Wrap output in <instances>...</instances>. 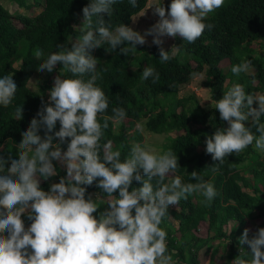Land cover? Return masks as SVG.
<instances>
[{"label":"clouds","instance_id":"clouds-1","mask_svg":"<svg viewBox=\"0 0 264 264\" xmlns=\"http://www.w3.org/2000/svg\"><path fill=\"white\" fill-rule=\"evenodd\" d=\"M224 2L171 0L168 7L157 2L151 8L159 20L141 34L124 23L113 29L110 20H105L104 14L111 17L117 0H90L82 9V26H73L81 35L71 48L57 44L59 51L47 56L40 49L33 52L40 61L38 71L51 73L58 64L62 71L49 90L48 104L37 113L39 119L33 118L22 132L16 145L18 155H0V264H173L172 256L166 254L167 232L160 227L169 215V206H178L181 199L187 200L194 193L202 195L205 206H210L217 190L197 171L190 174L195 183H182L175 175L180 165L171 148L157 151L146 143H134L122 159L111 140L101 144L109 122H123L127 112L118 106L105 115L109 100L97 85L102 77L92 53L107 43L120 54L135 55L137 45H144L146 37L153 36L160 62H169L178 47L166 51L162 38L179 37L195 43L206 28L213 27L204 22L208 14ZM129 3L133 8L138 6V0ZM251 68L252 62L244 60L230 70L239 77ZM200 75L191 73L193 79ZM149 78L155 84L160 75L147 66L140 79ZM17 89L13 75L0 77V105L12 104ZM212 107L228 125L207 136L206 153L214 161L223 164L225 157L239 156L250 145L264 153V93L246 94L244 87L235 83L221 99L212 101ZM14 117L23 119V106L16 107ZM58 121L60 129L54 131ZM247 121L250 126H246ZM135 129L143 133V124L137 122ZM55 139L58 144H54ZM65 143L66 151L61 148ZM53 161L63 164L67 175L45 191L41 178L47 181L58 175ZM218 170L212 168L213 172ZM166 177L174 178L165 182ZM134 181L142 186L132 187ZM94 182L105 194L107 205L98 217L93 214L98 211L100 195L93 199L88 194L86 198L87 187ZM117 192L118 196L113 195ZM26 213L32 221L27 229L22 219ZM250 232V228L244 229L239 255L231 264H264V227L251 238ZM245 244L250 252L244 249Z\"/></svg>","mask_w":264,"mask_h":264},{"label":"trees","instance_id":"trees-1","mask_svg":"<svg viewBox=\"0 0 264 264\" xmlns=\"http://www.w3.org/2000/svg\"><path fill=\"white\" fill-rule=\"evenodd\" d=\"M148 1L138 0V6L133 8L129 0H117L111 17L104 14V18L110 20L113 29L121 23L131 27L133 16L145 9ZM88 3L90 0H44L43 10L32 16L13 13L0 1V77L13 75L18 87L12 104L8 107L0 105V155L5 158L9 154L14 158L18 155L16 145L22 140V132L33 118L39 119L37 113L48 104L49 90L62 71V65L58 64L39 89H33L30 81L40 72V61L33 57V52L40 49L47 56L59 51L57 44L71 48L72 37L81 35L73 26H82V9ZM204 22L213 27L206 28L195 43L174 38L178 51L166 63L160 62L159 47L145 45H137L135 55L120 54L119 49L112 50L107 43L92 53L98 59L97 70L102 77L97 85L109 100L105 115H111L112 108L118 106L127 112L123 122L117 125L109 122L101 144L111 140L113 150H120L123 159L134 143L142 144L144 141V134L135 129L137 122L153 133L177 132L163 147V151L171 148L178 156L180 166L175 175L181 178L182 183H195L190 174L197 171L217 190L218 195L210 206H205V198L198 193L189 195L187 200L181 199L178 206H169V215L160 227L167 232L166 254L172 256L173 264H200L202 252L211 255L210 264H216V256L222 246L225 249L219 264H231L239 255V239L244 229L250 227V222L261 219L249 233L250 238L258 228L264 227V153L250 145L239 156L225 157L223 164L214 161L212 155L206 153V139L218 127L226 128L227 122L220 120L219 111L212 105L204 106L195 93L180 95L192 81L193 72L206 74L205 83L213 102L221 99L223 92L235 83L241 84L246 94L264 93V55L258 54L255 43L260 41L264 48V0H225L223 6L209 13ZM164 48L166 51L172 49ZM183 52L189 54L188 60H181ZM225 59L230 62L228 71L222 66ZM244 60L252 62L255 72L241 73L237 77L230 69ZM147 66L154 67L160 75L155 84L152 78L140 79ZM18 106H23V119L19 121L14 117ZM253 106L258 107V103ZM98 119L103 123L102 117ZM261 122L264 123V116ZM245 123L250 126V121ZM59 129L58 121L54 131ZM40 134L44 135L43 129ZM58 143L59 140L55 139L54 144ZM61 148L66 151L67 143ZM53 163L58 175L47 181L41 178V187L45 191L50 189L51 183H58L67 175L58 161ZM213 167L219 170L213 172ZM171 179L166 177L165 182ZM96 183L87 187L86 198L88 194L93 199L100 195L98 211L93 214L98 217L99 211L107 205L105 194L96 187ZM141 186L142 183L135 181L132 185ZM113 195L118 196V192ZM22 219L27 229L32 221L28 220L27 213ZM231 221L235 223L228 230ZM203 223L207 224L205 233L200 228ZM243 247L251 251L247 244Z\"/></svg>","mask_w":264,"mask_h":264},{"label":"rangeland","instance_id":"rangeland-1","mask_svg":"<svg viewBox=\"0 0 264 264\" xmlns=\"http://www.w3.org/2000/svg\"><path fill=\"white\" fill-rule=\"evenodd\" d=\"M0 1L2 2L5 8H7L9 11L13 13L21 12V13L32 15V16L40 13L44 7V0H39V2L38 0H19V2L17 0H0ZM157 2H163L164 6L168 7L171 3V0H149L146 8L143 9L138 14L133 16V21L131 24V28H133V30L138 31L141 34H144L149 28H151L155 23L158 22L159 17L158 15L153 14L154 9L151 8ZM76 39L77 38L72 37L73 42ZM153 39H154L153 36H147L146 37L147 43H145L144 45L147 47H159L152 43ZM162 39L164 40L163 47L172 48L174 46V38L163 37ZM255 43L257 46L258 54L264 55V48L263 46H260L261 45L260 41H257ZM189 58L190 56L188 53H184V52L182 53L181 55L182 61L188 60ZM222 66L225 68L226 71H228L229 66H230L229 60L225 59L222 62ZM249 72L250 73L255 72V68L252 66ZM49 75L50 73H48L47 71L38 72L36 75H34L32 80L30 81V86L33 89L38 90L39 85L44 80L48 79ZM206 79H207V76L205 73H202L199 79H192L190 84H188L185 88L182 89V91L180 92V95L183 96V95H189L191 93H195L198 96V98L201 100L204 106L210 107L212 105V98H211L210 89L206 87V83H205ZM228 82H229V79L227 80V83ZM143 128H144V131H143L144 141L142 144L146 143L150 145L151 147H154L155 149H157V151H163L164 144L167 142L169 137L177 135V132L157 134V133H153V132L146 130L144 126ZM58 163L61 165L63 169H66V167L63 164H61L59 161ZM171 178H174V177H171ZM260 222H261V219H256V220L251 221L250 222L251 225L249 227L251 231H253L256 228V224ZM234 223H235L234 221H231L228 227V230L230 229L231 226L234 225ZM200 228H201V231L205 233L207 229V224L203 223ZM224 249H225L224 246H222L219 254L216 256V264H219L222 261L220 257L223 254ZM227 250H229L228 247H227ZM210 259H211V255H205L202 252L200 255V264H210Z\"/></svg>","mask_w":264,"mask_h":264}]
</instances>
